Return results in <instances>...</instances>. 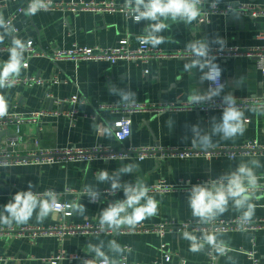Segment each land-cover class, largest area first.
I'll return each instance as SVG.
<instances>
[{
    "label": "crops",
    "instance_id": "0c3cea01",
    "mask_svg": "<svg viewBox=\"0 0 264 264\" xmlns=\"http://www.w3.org/2000/svg\"><path fill=\"white\" fill-rule=\"evenodd\" d=\"M29 0H0V14L6 20L12 19V25L17 30L13 35L23 41H31L35 51L40 56L31 55L28 51L25 57L28 67L21 72L20 77H34L43 81L42 85L22 86L14 85L11 88L0 89L8 103V113L29 114L41 113L36 123L24 124L19 127L10 126L0 131V149L13 143L20 156H27L39 148H91L102 145L115 151L130 148L144 147L186 148L192 146L191 126L199 125L202 133L211 129L212 118L217 120L222 110L212 112L209 116L196 110L166 112L151 114L137 113L132 116V134L123 143L114 137H103L93 125H99L107 119L115 123L119 116L109 111H101L100 106L118 103L120 97L110 94V85L117 88L130 89L136 93L137 102L151 105L186 102L190 91H207V81L200 82L201 72L193 70L184 71V64L188 59L168 57L152 60L147 64L140 61L119 60L111 63L106 60H60L53 61L51 54L57 50H71L74 47L110 48L119 45L123 39L128 40L129 49H137L139 43L137 35H141L148 21L133 23L127 20L125 11L80 10L72 11L67 8L56 10H41L33 16H26L25 10L17 13L26 6ZM54 4L68 5L81 3H95L105 5L112 3L123 7L124 0H52ZM212 4L206 0L203 10ZM228 4L238 6L250 4L260 9L264 8V0H220L218 5L222 8ZM124 8V7H123ZM240 15V14H239ZM214 14L210 16L208 24L194 21L191 25L173 23L168 21L169 29L161 35L169 42L159 45L158 48L165 53L174 55L186 52V44L195 39L207 40L211 50H227L238 46L248 49L261 45L263 42L259 35L264 34V16L250 17L243 15ZM2 31V30H0ZM222 38L224 45L214 42ZM11 37L5 36L0 43V62L8 59V48ZM215 57V62L221 67L224 78V90L218 98L226 94L236 99L247 97H261L264 95V79L257 70L254 60L248 57ZM145 69L150 71L145 73ZM207 71V69H205ZM240 77H244L243 85L237 84ZM78 97L75 108L78 114L74 119L67 113L71 105L66 102L72 97ZM250 122L242 136L232 140H220L213 136L215 147L241 146L255 142L264 148V115H254L245 112ZM174 121L171 128L167 121ZM5 133V134H3ZM187 137V139H184ZM258 159L261 167L256 169L260 178L264 177V150L257 155H240L234 159L226 156H216L212 159L202 157L180 159L168 158L161 160L147 157L137 160H99L91 164L79 162L68 166H38V165H11L0 166V209L7 204L17 191H27L29 183L33 185L32 191L43 193L49 189L60 193L62 203L73 200L80 201L86 212L83 216L73 214L65 219L58 213L50 214L43 223H37L35 215L26 224L12 225L13 228L25 226L52 227L62 222L81 225L87 221L99 225L98 217L106 203H92L89 198L79 193L85 185H93L98 191L107 190L109 184H97L95 174L100 170L109 173L116 171L124 164L137 163L138 169L130 174H122V182H135L142 179L148 187L164 181L166 185L175 186L180 180L216 179L221 174L234 171L241 162ZM74 193H65L67 190ZM158 201V214L145 219L139 225L152 228L160 222L199 221L192 216L188 207L189 193L167 192L162 194L149 193ZM124 199L123 191L111 196V202ZM256 205L252 221L262 223L263 227L257 230L239 232H216L217 241L233 250L226 253H216L218 264H252L245 252H255L257 257L264 255V195L256 193L252 201ZM239 213L229 202L228 211L215 220L229 221L237 219ZM8 227V226H0ZM127 230V229H122ZM116 233L99 236H75L60 242L56 237H39L31 240L27 237L0 238V264H52L49 260L55 257L60 250L66 254L78 253L83 257L94 259V254L88 251L87 244L104 242V250L110 240H116L127 250L114 258L121 259L126 256L130 262L138 264H153L162 259L165 252L173 255L172 260L165 264H209L207 244L200 253L189 251V241L183 239L182 232H168L163 238L154 233ZM164 247V248H163ZM58 264H84L82 261H58ZM262 264V263H260Z\"/></svg>",
    "mask_w": 264,
    "mask_h": 264
},
{
    "label": "clouds",
    "instance_id": "9594fccd",
    "mask_svg": "<svg viewBox=\"0 0 264 264\" xmlns=\"http://www.w3.org/2000/svg\"><path fill=\"white\" fill-rule=\"evenodd\" d=\"M206 0H124L126 19H131L133 23L148 21L143 28L141 35L136 36L137 42L143 46L158 48L159 45L168 43L169 40L161 33L169 29L168 21L173 23H183L191 25L201 18L203 5ZM220 0H212L211 7L215 8ZM52 0H29L26 16H33L41 10H47L51 6ZM0 43H3L5 36L11 37L8 48V59L0 62V89H7L14 86L21 72L28 67L25 53L31 46V41H23L18 36L13 35L17 30L10 20H6L0 14ZM221 47L224 45L222 38L214 41ZM185 49L188 53V62L184 64V71L191 73L193 70L201 72L200 82L209 81L210 86L205 92L199 90L190 91L186 97L189 107L214 103V98L220 96L225 85L220 83L222 74L221 67L215 62V57L210 56V44L204 39L189 41ZM207 69V71H205ZM146 73L149 69L144 70ZM244 77L237 81L238 86L243 85ZM214 85V86H212ZM110 94L120 97L118 106L125 111L131 112L137 106L136 93L130 89L117 88L110 85ZM222 115L217 120L212 118L211 129L208 133H202L199 125H192V146L197 150L209 151L215 147L213 136L220 140H232L237 136H242L246 130L248 117L245 112L254 115H264V100H254L246 108L237 106L236 98L231 94L223 96L221 101ZM8 103L3 95H0V119L8 116ZM171 128L174 121L172 118L166 122ZM116 127L112 121L107 119L97 125H93L94 130H98L103 137L112 138L113 130ZM187 139V137H184ZM139 165L135 162L122 165L116 171L109 173L107 170H100L95 174L97 184H109L107 191L115 195L118 191H123L124 199H117L103 208L98 217L101 232L107 231L118 234L122 229L134 231L136 227L145 219L158 214V201L150 195V188L140 178L135 182H122V174L136 172ZM261 167L258 159H251L248 162H241L234 171L221 174L216 179L192 185L189 189L188 207L192 216L198 218L201 223L207 224L223 215L229 208V202L239 213L237 220L241 228L249 225L255 215L256 205L252 201L258 189L264 187L259 183L260 177L256 169ZM33 185L29 183L27 191H17L12 199L0 209V226L23 225L28 223L33 216L37 223H43L50 215L61 211H66L68 215L79 214L83 216L86 212L85 206L80 201L73 200L66 204H61L58 194L49 189L43 193L32 191ZM82 195H87L90 202H99L101 193L93 185H85L81 190ZM183 239L189 241V251L200 253L204 245L214 247L217 253H225L223 242L217 241L214 233H205L198 238L189 231H182ZM88 251L94 254V260H85L84 264H121V260L110 256L109 253L119 257L126 250L116 240H110L107 245L108 251L104 250L105 244L89 242Z\"/></svg>",
    "mask_w": 264,
    "mask_h": 264
},
{
    "label": "built area",
    "instance_id": "2783aa9c",
    "mask_svg": "<svg viewBox=\"0 0 264 264\" xmlns=\"http://www.w3.org/2000/svg\"><path fill=\"white\" fill-rule=\"evenodd\" d=\"M28 4L25 7L20 8L17 13H21L27 9ZM67 8L72 11H80V10H99V11H115L120 9V11H125L123 7H117L112 3H108L105 5H97L95 3H81V4H54L51 3V6L47 10H56V9H64ZM204 8V7H203ZM238 13L240 15L250 16V17H259L264 16V8L260 9L250 4H242L238 6L228 4L226 7L222 8L217 5L215 8H212L211 5L204 9L201 18L199 19V23L208 24L210 21V16L214 14H223L228 15L230 13ZM16 15H13L9 20L12 22ZM259 38L262 40V44L256 47H251L248 49H241L238 46L232 47L227 50H211L210 56H219L223 58L230 57H248L254 60L255 66L258 71L263 76L264 79V34L259 35ZM28 52L31 55H43L39 54L35 51L34 44L31 42V46L28 49ZM178 57L188 59V53H178V54H168L160 49L151 48V46H141L137 49H129L128 48V40L123 39L119 42V45L116 47L110 48H86V47H74L71 50H57L53 54H51V59L53 61L60 60H106L111 63H115L119 60L126 61H140L144 64L149 63L152 60H160L168 57ZM146 73V72H145ZM224 78L221 74L220 83L223 84ZM43 81L26 77H19L14 85H22V86H33V85H42ZM210 86V82L207 81V89ZM214 86V85H212ZM254 100H264V95L261 97H247L244 99H236L237 106L241 108H246L249 104L254 102ZM222 98L215 97L214 103H205L204 105H196L189 107L186 102L180 103H170V104H158L151 105L145 103H138L135 109L131 112L125 111L123 108H120L117 104H105L101 105L99 108L101 111H109L110 113L119 116V119L114 123L116 127L114 128V137L115 139L123 143L132 134V116L137 113L148 112L151 114H162L166 112H175V111H187V110H196L200 113H203L206 116H209L212 112L222 110L221 106ZM71 105L70 112L67 115L74 119L78 114L75 105L78 103V97L74 96L69 101H66ZM44 113H29V114H18V113H9L7 117L0 119V131H4L10 126H21L24 124H33L36 123L38 118ZM250 120L248 119V123ZM247 123V124H248ZM264 150L263 147L259 146L255 142H250L241 146H219L214 147L209 151L197 150L196 148L186 147V148H178V147H169V148H153V147H144L141 149H126L122 151H115L113 149H109L102 145H97L91 148L83 149V148H39L37 151L28 154L27 156H20L17 153V150L14 148L13 143H8L7 146L0 149V166H11V165H38V166H68L73 163H87L91 164L95 161L99 160H137L142 161L147 157H156L161 160H165L168 158H180V159H189V158H198L202 157L205 159H212L216 156H226L230 159H234L240 155H257L259 152ZM210 179L191 181L180 180L178 184L175 186L166 185L164 181L157 183L156 185L150 187V193H167L171 191L175 192H185L189 193V189L192 185L207 182ZM259 183L264 185V177L260 178ZM101 193L99 202L96 203H107L111 202V196L107 190L99 191ZM118 191L116 194H118ZM57 193V192H56ZM65 193H74L72 190H67ZM256 193H261L264 195V187L257 190ZM58 197L60 193H57ZM80 195L81 192L79 193ZM115 194V195H116ZM88 197L87 195H83ZM89 198V197H88ZM66 204L68 202L62 203ZM59 215H62L65 219H69L72 215H68L66 211L57 212ZM263 227L262 223H258L256 221H252L249 225L241 228L238 224L237 219H232L229 221L225 220H213L207 224L201 223L200 221H186L178 223L176 221H162L158 225L152 228L143 227V225H138L134 231L122 230V233H154L158 235L160 238H163L168 232L181 233L182 231H189L193 235H196L198 238L202 237L205 233H227V232H239V231H247V230H257ZM99 225L91 223L87 221L81 225H74L70 222H62L58 225L52 227H42V226H25L21 228H13V227H0V238H11V237H27L31 240H35L39 237H56L60 242L65 241L67 238L75 237V236H99L102 234H108L111 232H101L98 230ZM164 248V247H163ZM226 254L233 249L231 247L225 246ZM248 259L252 262V264H264V255L262 257H257L255 252H245ZM214 247H210L208 249V259L209 264H218L217 263V255ZM173 255L169 252H165L163 254L162 259H157L153 262V264H165L169 263L172 260ZM69 260V261H82L84 263L85 260L93 261L89 257H83L78 253L75 254H66L64 251L60 250L59 253L52 257L49 261L52 264H58V261ZM121 264H138L134 262H130L126 256L122 257ZM181 264H185L183 260H180ZM98 264V262H96ZM107 264V261H105Z\"/></svg>",
    "mask_w": 264,
    "mask_h": 264
},
{
    "label": "water",
    "instance_id": "95a60500",
    "mask_svg": "<svg viewBox=\"0 0 264 264\" xmlns=\"http://www.w3.org/2000/svg\"><path fill=\"white\" fill-rule=\"evenodd\" d=\"M234 15H239V14L235 12ZM239 16H240V15H239ZM3 134H5V133H3Z\"/></svg>",
    "mask_w": 264,
    "mask_h": 264
}]
</instances>
